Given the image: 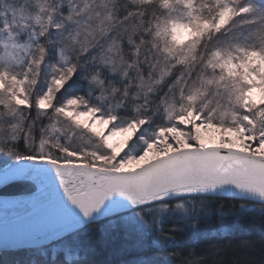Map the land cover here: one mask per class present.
<instances>
[{
    "label": "trees",
    "instance_id": "1",
    "mask_svg": "<svg viewBox=\"0 0 264 264\" xmlns=\"http://www.w3.org/2000/svg\"><path fill=\"white\" fill-rule=\"evenodd\" d=\"M7 1L15 6L18 0ZM25 1L27 4L32 2ZM152 2L153 0H137L127 14L120 17L122 34L131 33L133 37L136 36L137 22L129 20L124 24V21L132 15L143 16L145 5ZM220 2L221 0H167L165 6L164 0H159V7L165 15L158 17L155 27L158 30L162 27L168 29L167 32L161 31L159 36L167 40L169 34L173 35V24L180 23L189 27V23L194 21L196 27H191L194 35L179 44L174 42L175 46L169 49L171 59L186 63L190 59L188 53L192 51L189 45L198 43L202 38L223 33L226 38L215 41L211 52L221 50L224 55L230 53L233 64L243 63V68L237 67L233 71L248 76V80L244 82L248 88L264 87V59H261L264 56V0H225L235 10L231 22L221 30L213 27L204 29V21H211L221 11ZM129 3L131 0H121L120 7L126 8ZM51 5L47 0L46 8L63 17L77 15L71 5ZM249 8L252 11H246ZM84 9L85 13L70 25L76 32L70 31L66 35V43L63 45L65 49L59 50L54 33L55 25L59 22L54 20L51 25L44 23L34 29L36 39L22 61L27 63L9 68L18 80L30 81L32 77L29 69L33 67L31 61L38 55L37 45L45 47L47 58L42 62L36 83L25 85V95L29 96L32 103L23 106L13 103L9 108L0 105V144L9 148L12 153L0 154V168L24 156H42L59 161L120 168L107 165L108 161L104 160L108 159L112 145H108L102 135L88 130L80 122L76 123L73 116L64 114V111L69 110L67 101L72 98L80 99V103L71 108L74 115L79 111L96 114L106 119L111 127L121 130L139 125L138 131L122 150L123 157L136 155L147 145L157 143V139L171 128L181 131L183 138L178 140L179 144L201 145L194 136L193 124L186 126L178 115L181 104L187 105L186 100L182 99L181 89L186 96L188 85L199 84L197 73L206 70L211 77L213 70L210 67L205 69V62L203 68H192L183 75H178L175 82L163 90L160 85L167 80V76L163 79L159 76V83L153 82L150 72L141 73L140 77L135 75L134 70L128 77L112 74L106 76L102 74L101 62L95 57L84 60L81 56L86 50L84 45H91L96 34L105 31L109 23H116L112 16L117 11V5L115 0H87ZM48 28H51L50 34L42 35V29ZM242 50L257 52L259 55L245 62L239 59L243 55ZM123 51L136 57L137 68L141 65L147 68L146 52L138 47L137 40H126ZM62 56L67 60H62ZM115 57L116 53H113L107 63L115 65ZM61 66L64 69L73 67L74 73H68L63 87L53 91L48 108L42 110L35 104V99L37 95L48 93L53 72ZM216 72L218 74L219 69ZM149 83L152 84L150 90L147 89ZM228 83L231 85V80ZM216 91L215 87L209 86L202 102L206 104ZM219 91L225 92L224 99L220 101L221 107L214 111L201 109L206 112L204 118L200 117L198 111L195 117L199 122L216 125L221 129H245L255 136L264 133L260 130L253 132L252 126L245 127L243 123L245 113L260 104H251L248 97L246 106L242 107L227 99L226 89L221 88ZM3 95L8 98L10 93L5 89ZM168 105L175 106L171 114ZM12 108L18 110L11 111ZM212 108H215L214 104ZM257 119L264 120V112ZM14 135L15 141L12 140ZM37 187V183L28 180L15 181L1 187L0 195H26L35 192ZM179 200H190L191 203L200 205L197 206L199 209H192L195 216L183 220L166 219L157 232L148 233L138 222L124 218L130 213L150 209L159 203L171 206ZM244 205L252 208L242 209ZM145 217L149 219L148 216ZM222 227H226V230ZM0 264H264V204L216 195L166 199L93 222L41 246L0 250Z\"/></svg>",
    "mask_w": 264,
    "mask_h": 264
},
{
    "label": "water",
    "instance_id": "2",
    "mask_svg": "<svg viewBox=\"0 0 264 264\" xmlns=\"http://www.w3.org/2000/svg\"><path fill=\"white\" fill-rule=\"evenodd\" d=\"M30 157L17 158L0 168V188L28 180L41 189L34 192L35 196L33 193L0 195V211L7 212L0 216V250L41 246L93 222L166 199L216 195L264 204V168L247 162L264 163V155L233 146L186 145L130 168ZM57 169L70 187L75 186L85 203L94 201L101 191L111 190L112 194L105 197L90 217L66 203L54 204L43 194V189L50 185L63 190ZM12 197L17 198L16 203L10 202Z\"/></svg>",
    "mask_w": 264,
    "mask_h": 264
},
{
    "label": "rangeland",
    "instance_id": "3",
    "mask_svg": "<svg viewBox=\"0 0 264 264\" xmlns=\"http://www.w3.org/2000/svg\"><path fill=\"white\" fill-rule=\"evenodd\" d=\"M31 4H27L25 0H18L16 5L13 6L7 0H0V67L3 68L7 65L8 68L12 66H21L26 63H22L26 57L32 43L36 39L34 29L41 26L51 17L58 21L60 24V30H55L57 37V43L59 50L65 49L63 47L66 43V35L74 31V27H70L73 22L78 20L80 16L85 13V7L87 0H48L51 2V6L58 7L61 4H68L75 8L77 15L63 17L60 13H55L52 10L46 8L47 0H30ZM55 4V5H54ZM232 15V14H231ZM39 20V22H38ZM194 21L189 23L188 35L186 39H189L194 35L195 29ZM228 24L222 25L221 28L227 27ZM192 27V28H191ZM217 30V29H216ZM177 34H183L181 29L176 30ZM216 32V31H215ZM22 45V47H21ZM9 61H11L9 63ZM18 61V62H17ZM41 71V69L39 70ZM252 95L249 96L250 103L253 105H259L264 103V87L252 88ZM85 111H79L73 115V119L77 122L76 116ZM84 125L88 130L99 133L103 136L104 141L108 145H112L111 153L108 155L107 165L120 168H130L141 162L152 158L153 156L167 152L174 148L186 146L179 144L178 140H181L183 136L180 130L169 129L165 134L157 139V143L147 145V147L140 153L128 157H123L122 150L128 145L134 133L138 131L139 125H133L130 129L121 130L119 128L110 127V123L103 117L91 114L86 118H82ZM181 119V118H180ZM186 126L193 124L192 128L195 131L194 136L201 145L206 144H218L228 145L237 148L246 149L255 153L264 155V140H259L261 135L259 133L255 136L248 130H237V129H221L216 125L209 123H197V118L188 117L181 119ZM259 140V143H257ZM69 152V151H68ZM70 153V152H69ZM30 157V156H29ZM36 157V156H33ZM42 157V156H41ZM17 159V158H16ZM15 160V159H14ZM102 160V158H100ZM59 161V160H58ZM31 194V193H30ZM200 205L191 203L190 200L177 201L171 206L164 203L156 204L150 209L147 208L143 211H137L126 215L125 219H132L139 223L143 229H146L148 233L157 232L161 230V224L166 219H177L183 220L189 217L195 216L193 213L194 208ZM251 209L249 206H242V209ZM196 209H199L198 207ZM256 210H260L259 207H255ZM1 215H6L7 212L0 211ZM145 216H148L149 219ZM225 231L226 227H222Z\"/></svg>",
    "mask_w": 264,
    "mask_h": 264
},
{
    "label": "snow or ice",
    "instance_id": "4",
    "mask_svg": "<svg viewBox=\"0 0 264 264\" xmlns=\"http://www.w3.org/2000/svg\"><path fill=\"white\" fill-rule=\"evenodd\" d=\"M165 6H167V0H164ZM191 5L189 4V7ZM221 11L217 14L216 17H214L211 21H204L203 28L207 29L209 27H213L217 30H221V26L225 25L226 23L231 22L233 19V16L231 14L234 13V9L231 8L229 4L225 2V0H221L220 2ZM246 11H252L251 8L247 9ZM195 19L199 20V17H195ZM39 22V20H38ZM54 21L51 17L47 21H45V24L51 25ZM56 30H60V25H55ZM172 29V39L177 43H181L182 40L186 38L188 35V29L187 25L176 23L171 26ZM181 29L183 34H177L176 30ZM161 31L167 32L168 29L166 27H162L158 30L157 35H160ZM51 32V28H48L47 30L42 29V35H49ZM22 47V45H21ZM38 48V55L35 59L31 61V64L33 67L29 69V73H31L32 79L30 81L25 80H18L16 78V75L13 74L11 69L5 65V67L0 68V105H3L5 108H9L11 104L15 105H28L32 103L28 95H25L27 89L25 87L26 83L35 84L36 83V77L38 75L39 70L42 67V62L45 60L46 57V49L42 45H37ZM243 51V55L239 58L245 62H248L252 59V57L258 56L259 54L257 52H248ZM264 51V50H262ZM62 60L66 61V57H61ZM261 59H264V56H261ZM11 61H9L10 63ZM18 62V61H17ZM211 68L213 70L211 77L207 75L206 70L204 72L197 73L199 84L192 83L188 85V92L185 96L183 89H181V96L182 99H185L187 102V105L181 104L180 111L178 115L181 117V119H185L188 117H194L196 116L197 112H200V117L204 118L206 115V112L201 109H209V110H218L221 107L220 101L224 99L225 92L219 91V89L224 88L227 90V99L230 101H233L235 104L240 106H246L245 101L248 99L249 96L252 95V89L247 87V84L244 83L248 80V76L244 73H236L233 71L234 68L240 67L243 68L244 64L241 63L239 65L232 63V55L229 53L227 55H224L221 50H217L215 52H210L209 55H207L206 58V65L205 69ZM219 69V73L217 74L216 70ZM68 73H74L73 67H68L67 69H64L63 66L59 69H55L53 72V79L49 83V91L47 94L44 95H37L35 99V104L40 109H47L49 106V102L52 99L53 91L55 89H60L63 87L64 83L66 82V79L68 78ZM27 76L28 73H25ZM167 72H161V78L163 79L165 76H167ZM239 76L240 79H233L234 77ZM93 80H96V77H93ZM231 80V85H229L228 81ZM99 83V81H97ZM209 86H213L217 89V91L213 94V97L208 100V102L205 104L202 102V98L204 95V92L209 90ZM152 87V84H147V89L150 90ZM5 89L8 93H10V96L8 98H5L3 93L5 92ZM80 103L79 98H72L67 101V106L69 110L64 111L61 109V111H64V114L66 116L72 117L74 115L71 108L75 105H78ZM197 104H200V107H197ZM215 105V108H212V105ZM174 105H168V110L171 114V112L174 110ZM18 109L12 108L11 111H17ZM94 111V110H93ZM264 112V104H260L259 106H254L251 108V110L247 113H245L243 117V123L245 127H251V131L255 132L257 130L264 131V120L257 119L260 113ZM89 112L80 113L75 118L77 122L82 123L83 119L89 116ZM210 118V116H209ZM214 122V121H213ZM197 123H199V119L197 120ZM114 126V125H112ZM180 126V125H178ZM111 127V126H110ZM13 139H16L15 135L12 137ZM259 140H264V135H261L259 137ZM259 140H257V143H259ZM151 145H149L150 147ZM126 151V149H125ZM18 159H21L18 157ZM31 159V157H29ZM220 159H227V157H220ZM248 163L252 165L259 164L261 168H264V163L257 162V161H247ZM57 175L60 176V183L63 185V190L61 191L59 188L53 189L50 185L46 186L43 189V194L50 199L54 204L60 205L62 203L68 204L70 207L78 208L80 212L85 217H90L92 212L94 210H98L103 203L106 196H110L111 190L108 191H101L98 193L96 199L94 201L85 203L83 200H81L77 194V189L75 186H69L68 183L65 180V177L60 169H57ZM119 179V178H115ZM2 182V181H0ZM41 192V189H38ZM33 196H35V193H33ZM133 203H135V198H133Z\"/></svg>",
    "mask_w": 264,
    "mask_h": 264
},
{
    "label": "clouds",
    "instance_id": "5",
    "mask_svg": "<svg viewBox=\"0 0 264 264\" xmlns=\"http://www.w3.org/2000/svg\"><path fill=\"white\" fill-rule=\"evenodd\" d=\"M117 11L113 13L112 19L116 21L115 24L109 23L105 31L97 33L91 45H84L86 50L83 52L81 58L87 60L89 57H95L98 62L102 64V74L114 76H131L132 71H135L137 77L141 73L150 72L154 83H159V76L163 72L171 73L167 75V80L161 84V89H167L169 84H172L177 79L178 75H183L185 72L190 71L192 68H203L209 52L214 47V42L226 38L223 33L214 34L210 38H202L198 43L189 45L192 49L188 53L190 59L187 62L181 60L171 59L169 49L174 47V40L172 35L169 34L167 40L157 35L158 29L155 23L158 17L165 15L163 10L159 7V0H153L151 4L145 5L143 16L132 15L128 20L124 21L127 24L129 20L137 22V34L135 37L131 33H121L120 17L125 16L128 10L137 3V0H131L126 8H121V0H115ZM92 22H95L93 17ZM142 37V39H141ZM138 41V47L144 49L146 52L147 68L141 65L136 67L137 60L133 55H129L123 51L124 44L131 40ZM116 53V64H108L107 61L112 58V54ZM183 59V58H181ZM131 61V64H129ZM15 141L16 139H13ZM8 153L11 155V150L4 145L0 144V154Z\"/></svg>",
    "mask_w": 264,
    "mask_h": 264
},
{
    "label": "bare ground",
    "instance_id": "6",
    "mask_svg": "<svg viewBox=\"0 0 264 264\" xmlns=\"http://www.w3.org/2000/svg\"><path fill=\"white\" fill-rule=\"evenodd\" d=\"M40 188V186L38 185V187H37V190ZM36 190V191H37ZM34 193V192H33ZM26 195H28V194H26ZM10 202H14V203H16L15 201H17V198L16 197H12V198H10ZM8 205H11L10 203L8 204ZM7 209H9L10 207H6Z\"/></svg>",
    "mask_w": 264,
    "mask_h": 264
}]
</instances>
